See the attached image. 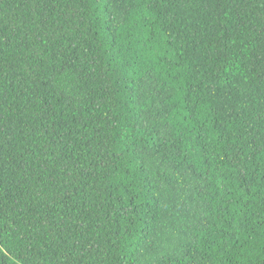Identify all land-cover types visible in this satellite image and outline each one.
Returning a JSON list of instances; mask_svg holds the SVG:
<instances>
[{
    "label": "trees",
    "instance_id": "1",
    "mask_svg": "<svg viewBox=\"0 0 264 264\" xmlns=\"http://www.w3.org/2000/svg\"><path fill=\"white\" fill-rule=\"evenodd\" d=\"M0 264H264V0H0Z\"/></svg>",
    "mask_w": 264,
    "mask_h": 264
}]
</instances>
